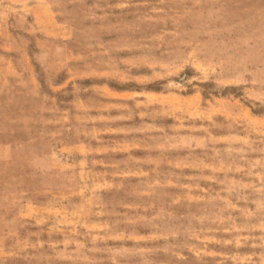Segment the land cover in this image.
Segmentation results:
<instances>
[{
    "label": "rangeland",
    "instance_id": "1",
    "mask_svg": "<svg viewBox=\"0 0 264 264\" xmlns=\"http://www.w3.org/2000/svg\"><path fill=\"white\" fill-rule=\"evenodd\" d=\"M27 1L0 0V264H264V0Z\"/></svg>",
    "mask_w": 264,
    "mask_h": 264
},
{
    "label": "crops",
    "instance_id": "2",
    "mask_svg": "<svg viewBox=\"0 0 264 264\" xmlns=\"http://www.w3.org/2000/svg\"><path fill=\"white\" fill-rule=\"evenodd\" d=\"M12 5L14 4H26L28 1L27 0H20V1H17V0H8ZM43 11V8L37 3H32V4H29V11H28V14H31L34 18H35V24H39V15H37V13Z\"/></svg>",
    "mask_w": 264,
    "mask_h": 264
},
{
    "label": "trees",
    "instance_id": "3",
    "mask_svg": "<svg viewBox=\"0 0 264 264\" xmlns=\"http://www.w3.org/2000/svg\"><path fill=\"white\" fill-rule=\"evenodd\" d=\"M203 86H205V85H203Z\"/></svg>",
    "mask_w": 264,
    "mask_h": 264
}]
</instances>
